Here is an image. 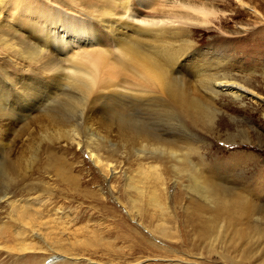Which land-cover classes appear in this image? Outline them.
Masks as SVG:
<instances>
[{"label":"rangeland","instance_id":"rangeland-1","mask_svg":"<svg viewBox=\"0 0 264 264\" xmlns=\"http://www.w3.org/2000/svg\"><path fill=\"white\" fill-rule=\"evenodd\" d=\"M224 1L226 21L184 35L200 52L173 76L208 106L203 122L142 101L129 74L94 103L50 83L32 107L17 81L42 73L0 55V264H264V0ZM205 72L259 98L212 97Z\"/></svg>","mask_w":264,"mask_h":264},{"label":"bare ground","instance_id":"bare-ground-1","mask_svg":"<svg viewBox=\"0 0 264 264\" xmlns=\"http://www.w3.org/2000/svg\"><path fill=\"white\" fill-rule=\"evenodd\" d=\"M220 1L224 0H0V55L42 73L23 76L17 81L26 96L25 101L31 102L32 107L52 99L53 82L72 79L88 95L85 100L93 102L115 93V75L129 74L135 78L132 85L137 89L133 92L142 101L162 102L173 107L177 114L180 111L195 122H203L211 119L208 106L190 94L186 83L173 76L183 62L199 51L184 35L192 38L194 28L212 25L210 16L226 21L222 17L226 10L219 7ZM154 43H159L157 50L150 48L156 47ZM143 44L148 48H142ZM197 62L198 76L206 70L207 62ZM202 77L203 83L207 78L212 79L203 84L212 97L220 93L237 98L245 94L258 97L246 85L227 76L218 78L205 72ZM41 87L44 94L42 92L40 102L36 96ZM5 90L0 89L3 99H6ZM5 102L1 97V109ZM135 134L138 139L141 133L136 131ZM148 137L149 146L164 152L161 138ZM169 154L177 156L178 153L170 150ZM95 157L99 160L97 155ZM195 191L204 197L202 192ZM152 201L160 204L155 194ZM4 229L0 226V234ZM7 247L27 251L39 250L42 246L18 242Z\"/></svg>","mask_w":264,"mask_h":264},{"label":"snow or ice","instance_id":"snow-or-ice-1","mask_svg":"<svg viewBox=\"0 0 264 264\" xmlns=\"http://www.w3.org/2000/svg\"><path fill=\"white\" fill-rule=\"evenodd\" d=\"M140 23H143V21H139Z\"/></svg>","mask_w":264,"mask_h":264}]
</instances>
